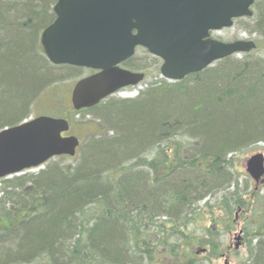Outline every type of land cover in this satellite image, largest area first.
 Instances as JSON below:
<instances>
[{
	"label": "trees",
	"instance_id": "trees-1",
	"mask_svg": "<svg viewBox=\"0 0 264 264\" xmlns=\"http://www.w3.org/2000/svg\"><path fill=\"white\" fill-rule=\"evenodd\" d=\"M56 1L0 3V89H7L0 131L24 122L45 91L85 75L52 65L38 45V30L54 20L46 5ZM254 9L253 25L264 38V1ZM242 29L256 31L250 24ZM141 62L135 56L123 67L147 71ZM151 87L136 100L108 98L80 112L55 93L50 116L73 126L81 122L77 116L91 115L104 130L81 143L80 159L79 152L66 158L75 164L52 162L37 176L8 183L22 190L15 204L30 214L17 219L12 210L0 211L9 220L0 226V264H205L196 253L208 247L209 260L219 258L220 236L232 230L239 211L249 215L244 232L256 240L248 242L242 264H264V185L241 194L228 158L264 143V57H228L180 82ZM223 192L216 208L206 203L201 211L215 229L204 224L201 237L188 232L197 204ZM37 199L43 201L34 207Z\"/></svg>",
	"mask_w": 264,
	"mask_h": 264
},
{
	"label": "water",
	"instance_id": "water-1",
	"mask_svg": "<svg viewBox=\"0 0 264 264\" xmlns=\"http://www.w3.org/2000/svg\"><path fill=\"white\" fill-rule=\"evenodd\" d=\"M263 0H58L56 20L43 32L40 47L54 65L96 73L78 81L75 111L90 109L120 90L139 85L144 74L121 68L137 47L161 59L163 78L179 82L213 63L256 49L252 41L222 43L211 33L253 16ZM68 121L40 116L0 132V179L37 169L56 157H75L80 141L63 136ZM246 171L264 183V154L246 161ZM241 236L236 238L239 248Z\"/></svg>",
	"mask_w": 264,
	"mask_h": 264
},
{
	"label": "rangeland",
	"instance_id": "rangeland-1",
	"mask_svg": "<svg viewBox=\"0 0 264 264\" xmlns=\"http://www.w3.org/2000/svg\"><path fill=\"white\" fill-rule=\"evenodd\" d=\"M55 5V3L51 4V10L52 7ZM257 10L254 9V13L256 14ZM256 21V17L254 16L252 19H246L245 22L243 21H236L234 28L232 29H225L222 30L219 33H215L214 36L217 37L219 40L224 42H234L237 40H247V41H254L257 44V48L252 51L251 53L255 56H262L264 57V38L261 37L257 29H255V26L253 25ZM243 24V25H242ZM250 24L256 31L249 32L244 29L245 26ZM39 44H40V40ZM260 41L262 42L260 44ZM38 44V45H39ZM39 59H40V51H36ZM139 60L142 58V62L147 67L146 73V79L136 87H130L121 90L119 93L115 94L114 96L110 97L112 99H120V100H136L139 97H141L142 93H145L148 88H152L151 86L159 85L160 82L166 81L164 80L160 75V67H161V61L157 58L151 56L148 54V52L140 49L137 51V55ZM242 56H236L235 58L240 59ZM40 61L43 63V61L40 59ZM144 72V71H143ZM84 76L86 77L88 73L85 71ZM80 79V78H79ZM79 79H68L65 81V83L56 89H49L48 91H45L40 99H38L35 104L29 105V112L28 117L25 119V121L31 120L38 116L43 115H51L54 112V108L57 107V100L55 99V93L58 95V99H62L63 103H66V106L68 105V110L71 105V91L75 85V83ZM169 83V82H168ZM157 88V86L153 87V89ZM160 89V88H159ZM7 89L1 88L0 89V97L1 94L3 95L4 92H6ZM2 101V99L0 98ZM71 109V108H70ZM5 110L1 109L0 115H6ZM76 119L81 120L80 123L77 125H73L72 127V135L78 137L82 145H85L90 138L100 136L101 133H103V130L100 126V122L93 118L91 115L85 116V118L82 117H76ZM113 134V132H110L109 135ZM258 153L264 154V143H258L255 145H252L246 149H243L242 151L238 153H231L229 155V159L232 163V170L235 172V178L238 182V188L241 194H243L244 190L246 191V194H248L251 191V188L254 185L253 180L249 177V175L246 173L245 170V164L246 161L252 157L253 155H256ZM82 157L81 152H79L78 159ZM52 162L57 163L60 165V167H68L71 164H75V161L69 160V159H53L47 162L44 166L38 169H32L24 172L23 174L12 176L3 180H0V211L2 210H12L16 212L17 219H23L26 217L30 212L25 209H23V204L16 205L15 201L19 200V194L22 192L19 188H8L9 182H15L17 178H22L24 176H37L41 172L46 171L47 168L52 164ZM249 186L247 189L246 186ZM32 189L31 185L28 184L26 189ZM236 186L232 185V187L227 192H233L235 190ZM25 189V190H26ZM226 192V193H227ZM8 193L9 196L7 195ZM24 193V192H23ZM225 192L219 193V194H213L202 201H200L197 204L196 208V216H194L195 220L194 222L190 223L187 227L188 232H193L195 236L201 237L203 236V227L204 224H207V226L211 227L212 229H215L213 225L210 224L209 218L206 214L202 213V207L205 206L206 203H208L211 207L216 208V204L218 201L222 198ZM261 195H264V188L261 192ZM42 199H37L33 205L34 207L37 206V203L39 206L42 203ZM20 203V200H19ZM234 219L231 223V231L228 233H224L220 236V240L223 246V252L217 259H213L212 261L209 260V251L210 249L208 247H202L203 249L207 250V253L204 252H197L198 248H193L192 251L197 252L198 255H196V259L198 262H204L205 264H242L245 262L248 258V242H253L252 244H256V240L252 239L250 235L247 236V234L244 232V228L250 224L249 215H245L242 211L236 212L233 215ZM8 218H5L0 214V226L7 227L9 226V220ZM12 224V223H11ZM221 230H224L223 227H221ZM242 231V240H240V248L238 251H235V245L237 244V241L235 238L237 237L238 233ZM246 239V241H245ZM155 244L157 243L154 242Z\"/></svg>",
	"mask_w": 264,
	"mask_h": 264
},
{
	"label": "flooded vegetation",
	"instance_id": "flooded-vegetation-1",
	"mask_svg": "<svg viewBox=\"0 0 264 264\" xmlns=\"http://www.w3.org/2000/svg\"><path fill=\"white\" fill-rule=\"evenodd\" d=\"M1 1H3V0H0V3H1ZM58 1V0H57ZM57 3V2H56ZM46 13H47V15H50V14H55L54 13V11H52L51 10V4L48 2V4L46 5ZM55 19H56V14L54 15V20L53 21H51V22H49V21H47L48 22V24H47V26L45 27V28H43L42 30H38V32H37V36H39V38H41V35H42V33H43V31L46 29V28H48L54 21H55ZM69 135V134H68Z\"/></svg>",
	"mask_w": 264,
	"mask_h": 264
}]
</instances>
